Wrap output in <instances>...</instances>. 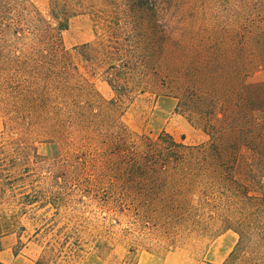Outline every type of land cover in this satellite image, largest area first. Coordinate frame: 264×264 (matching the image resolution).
I'll use <instances>...</instances> for the list:
<instances>
[{
    "label": "rangeland",
    "instance_id": "374dc122",
    "mask_svg": "<svg viewBox=\"0 0 264 264\" xmlns=\"http://www.w3.org/2000/svg\"><path fill=\"white\" fill-rule=\"evenodd\" d=\"M65 1L81 11L62 33L68 50L94 41L103 31L97 17L125 3L57 0L59 5ZM51 2L2 0L3 21L18 31L0 29V251L21 252L36 264H227L242 234L239 263L254 252L253 262L264 264V198L253 199L259 194L250 191L247 199L227 189L231 182H244L251 167L248 179L264 190V157L243 149L230 180L218 184L205 177L209 187L193 196L197 207L190 219L164 221L156 207L145 208L138 200L145 186L127 183L122 152L100 154L92 137L121 133L137 150L145 137L157 139L161 133L188 146L207 143L209 137L189 109L179 108L176 91L161 77L156 82L153 71L145 92L142 84L131 103L110 114L112 121L101 133L89 136V130H79L68 118L75 83L91 84L99 93L97 104L115 93L103 80V70L78 55L69 74L59 61H40L46 50L44 29L55 27ZM152 4L172 35L166 61H200L208 67L204 78L209 84L240 78L247 85L264 83V0ZM154 61L158 57L151 65ZM72 75V97L64 104L62 79ZM255 117L264 122V110ZM244 155L250 156L247 161Z\"/></svg>",
    "mask_w": 264,
    "mask_h": 264
},
{
    "label": "trees",
    "instance_id": "16d2710c",
    "mask_svg": "<svg viewBox=\"0 0 264 264\" xmlns=\"http://www.w3.org/2000/svg\"><path fill=\"white\" fill-rule=\"evenodd\" d=\"M51 1L49 17L55 27L48 24L44 29L46 50L40 61H59L65 74H69L72 61L78 55L91 68L103 70V80L115 93L112 100L97 104L94 97L99 93L91 84L85 81V84L82 81L75 83L73 108L67 111L69 120L79 130H89V136H93L92 131L93 134L101 133L102 127H108L112 121L111 113L119 112L125 104L131 103L133 94L143 85L142 92H145L146 80H149L147 74L153 71L156 82L161 77L162 82L176 91L174 96L179 101V108L181 104L189 109L191 119L197 117L209 137L207 143L188 146L167 133H161L157 139L145 137L141 150L131 149L121 133L106 131L99 137H92L100 144V154L109 156L122 152L127 183L145 186L138 192V200L145 208L156 207L158 217L164 221L190 219L197 207L192 204L193 196L204 195L209 187L205 177L215 178L214 182L218 184H222L225 178L230 180V176L237 173V162L239 164L243 149L259 155L262 160L264 122H259L255 114L264 110V83L247 85L240 78L233 83L214 79L217 83L209 84L204 78L208 67L200 61H166L172 35L160 21L153 0H125L124 6L114 7L111 15L106 12L104 18L97 17L99 24H103V31L96 32L94 41L68 50L63 45L62 33L68 30L71 19L81 11L66 1L61 5L57 0ZM104 1L107 6L112 4L110 0ZM3 16L4 7L0 0V29L17 35L18 29L5 23ZM156 57L158 61L151 65V59ZM73 76L62 79L60 88L64 104L72 97L69 80L76 81ZM188 89L194 93L190 94ZM217 102L221 104L220 109L215 106ZM61 119L63 123L66 121L65 117ZM243 157L247 161L250 156ZM246 172L244 182H231L227 189L231 192L237 190L247 199L250 198L249 192L253 191L259 194L253 199H263L264 190L255 188L248 179L253 174L251 167ZM144 211L149 214L148 210ZM244 247L241 234L227 264H257L253 262L254 252L239 263L237 258Z\"/></svg>",
    "mask_w": 264,
    "mask_h": 264
},
{
    "label": "crops",
    "instance_id": "0c3cea01",
    "mask_svg": "<svg viewBox=\"0 0 264 264\" xmlns=\"http://www.w3.org/2000/svg\"><path fill=\"white\" fill-rule=\"evenodd\" d=\"M0 262L2 264H36V262L33 260H24L21 252L18 254H11L5 249L0 251Z\"/></svg>",
    "mask_w": 264,
    "mask_h": 264
}]
</instances>
